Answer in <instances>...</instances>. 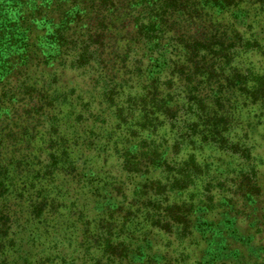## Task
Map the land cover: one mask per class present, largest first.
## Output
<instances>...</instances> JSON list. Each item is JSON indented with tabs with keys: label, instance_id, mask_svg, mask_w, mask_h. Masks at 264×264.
I'll use <instances>...</instances> for the list:
<instances>
[{
	"label": "trees",
	"instance_id": "trees-1",
	"mask_svg": "<svg viewBox=\"0 0 264 264\" xmlns=\"http://www.w3.org/2000/svg\"><path fill=\"white\" fill-rule=\"evenodd\" d=\"M261 57L264 0H0V264H264Z\"/></svg>",
	"mask_w": 264,
	"mask_h": 264
},
{
	"label": "rangeland",
	"instance_id": "rangeland-1",
	"mask_svg": "<svg viewBox=\"0 0 264 264\" xmlns=\"http://www.w3.org/2000/svg\"><path fill=\"white\" fill-rule=\"evenodd\" d=\"M257 57V59H256ZM256 57L253 58V56L250 54V52H243L242 53V57L240 59H242L243 62H245L247 65L249 63H254L257 65V62L260 61V58L259 56L256 55ZM261 60H263L261 62V65L257 66L258 68H263L264 69V59H262L261 57ZM77 79L80 80V82L82 83V81H88V77L87 75H78L76 77ZM86 86V85H84ZM232 133H237V135L239 136L238 133H240L241 135V132L238 131V130H233ZM243 137H246L244 134H242ZM233 137L236 138V136L233 134ZM256 137L257 139L255 140L256 142H258L260 145H257V143H255V147L253 149V153L256 154V153H261V156L262 158H259L261 160V162H259L258 166H260V171L261 173H264V139H262L261 135L258 133L256 134ZM243 141H244V138H241ZM242 142V141H241ZM248 142V140H247ZM243 143V142H242ZM196 150H199V151H196L199 153L200 157H205L207 158L209 161H211L213 163V166H215V164H219V163H222V158H223V155L216 149H214L213 145H209V144H206L205 147H201L200 149H196ZM234 155V160H232V165L229 166V168L226 169V172L227 174L230 173V171L232 170H237L240 168V166H238V163H242L244 166H245V160L240 158L241 157V153H233ZM226 157V156H224ZM227 159H230L229 157H226ZM234 167V168H233ZM212 181H215L213 184H214V191L217 190V191H220V192H223V191H229V184L232 183L231 181V178L222 181V182H219L218 179H216L215 177H213V180ZM213 191V192H214ZM225 191V193H227ZM168 233V232H167ZM176 235V230H173L172 231V238L174 237H177L175 236ZM260 236L264 237V231H262L260 233ZM262 242V240H261ZM263 243H264V240H263ZM170 248V247H169Z\"/></svg>",
	"mask_w": 264,
	"mask_h": 264
}]
</instances>
